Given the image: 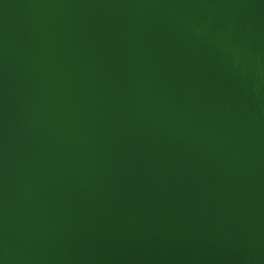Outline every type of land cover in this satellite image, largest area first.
Wrapping results in <instances>:
<instances>
[{
    "label": "water",
    "instance_id": "1",
    "mask_svg": "<svg viewBox=\"0 0 264 264\" xmlns=\"http://www.w3.org/2000/svg\"><path fill=\"white\" fill-rule=\"evenodd\" d=\"M0 264H264V0H0Z\"/></svg>",
    "mask_w": 264,
    "mask_h": 264
}]
</instances>
